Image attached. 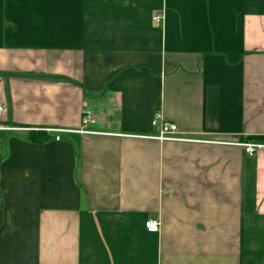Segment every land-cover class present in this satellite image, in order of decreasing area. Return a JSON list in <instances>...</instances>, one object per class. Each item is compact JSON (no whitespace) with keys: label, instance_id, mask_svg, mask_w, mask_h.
<instances>
[{"label":"crops","instance_id":"crops-1","mask_svg":"<svg viewBox=\"0 0 264 264\" xmlns=\"http://www.w3.org/2000/svg\"><path fill=\"white\" fill-rule=\"evenodd\" d=\"M0 122V264H264V0H0Z\"/></svg>","mask_w":264,"mask_h":264},{"label":"built area","instance_id":"built-area-1","mask_svg":"<svg viewBox=\"0 0 264 264\" xmlns=\"http://www.w3.org/2000/svg\"><path fill=\"white\" fill-rule=\"evenodd\" d=\"M157 19L160 18V15L155 16ZM95 121V112L93 109L89 107H85L83 109V127L80 128V131H89V129L86 128V125L88 123H92ZM153 126H156L158 128V133L156 134L157 137L164 139V138H174L179 137L177 134L178 132V125L175 122L164 120L162 118L161 111H158L155 113L153 119H152ZM13 126L2 124L0 122V130L3 129H11ZM53 131H60L64 130L63 128L58 127H50L47 128ZM56 138H59V134H56ZM264 146V142H248L246 144V149L253 153L257 150V148ZM146 226L149 231H158L160 226V220L156 217H149L146 220Z\"/></svg>","mask_w":264,"mask_h":264},{"label":"trees","instance_id":"trees-1","mask_svg":"<svg viewBox=\"0 0 264 264\" xmlns=\"http://www.w3.org/2000/svg\"><path fill=\"white\" fill-rule=\"evenodd\" d=\"M48 135L46 132H43V131H39V130H36V131H32L30 132L29 134V138H31L32 140L34 141H40L44 138H46Z\"/></svg>","mask_w":264,"mask_h":264},{"label":"rangeland","instance_id":"rangeland-1","mask_svg":"<svg viewBox=\"0 0 264 264\" xmlns=\"http://www.w3.org/2000/svg\"><path fill=\"white\" fill-rule=\"evenodd\" d=\"M13 128V127H12ZM174 138H179V137H174Z\"/></svg>","mask_w":264,"mask_h":264}]
</instances>
